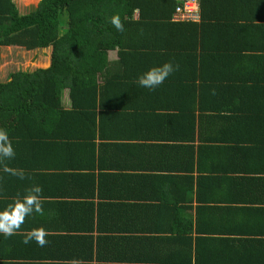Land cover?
Segmentation results:
<instances>
[{"label": "trees", "instance_id": "1", "mask_svg": "<svg viewBox=\"0 0 264 264\" xmlns=\"http://www.w3.org/2000/svg\"><path fill=\"white\" fill-rule=\"evenodd\" d=\"M175 5V0H39L30 11L20 14L12 0H0V47L50 48L49 64L45 68L14 70L0 81V128L8 131L14 149L29 146L40 154L47 153L45 169L50 170L58 194L71 196L68 191L77 189L86 199L84 207L89 209L95 187L101 192L107 184L114 193L109 196L116 202L120 199L110 206L123 208V212L130 207L126 199L136 198V194L135 191L126 194L122 185L130 186L136 181L128 179L127 183L118 173L123 169L116 162L123 153L122 143L140 139L139 145L146 152L161 156L145 160L144 164L135 160L129 162L130 166L128 161L125 163V168L135 171L134 175L151 173L144 178L171 171H204L207 165H200L205 158L203 153L216 143L224 144L216 148L224 155L234 156L235 165L229 162L225 170L236 174L238 191L233 195L230 191L221 193V199L226 198L230 203L227 205L236 203L229 209V215L239 216V220L234 226L212 223L210 218H218V207L210 205L209 201L214 202L215 198L201 197L199 173L195 175L198 178L196 214L207 209L208 225L214 224L223 234H236L222 239L229 258L224 264H264V0H198L197 21L172 20ZM117 14L124 24L123 32L110 23ZM256 47L262 51L254 53ZM110 50H116L117 59L113 62L107 58ZM167 61L178 63L179 70L156 88L158 92L151 90L138 98L139 102L133 100L134 106L130 108L136 115L141 113L143 121L136 123L132 131L142 124V132L116 131L120 118L127 117L123 113L125 107L119 104L127 88L131 85L139 91H149L140 87L137 79L130 82L139 76L135 71L145 72ZM64 91L67 107L61 101ZM185 151L190 153L189 158L195 155L189 163L184 159ZM18 166L21 165L15 162L14 167ZM35 166L42 165L37 162ZM33 175L36 178L40 173ZM105 177L114 183L103 180ZM145 183L149 184V179ZM147 187L143 186L140 196L149 201L156 199L158 205L146 203L144 209L158 210L154 224L169 220L182 227L171 240L179 246L186 242L188 250L192 244V258L189 254L185 259L171 247L165 252L162 237L136 243L144 238L132 234L137 227L130 226L125 237L121 234L123 228L113 219L98 224V230L108 234L97 237L93 264H213L217 261L203 257L202 243L207 238L201 232L206 229L195 222L194 235L186 236L191 228L189 218L185 226L182 222L185 216L178 207L171 211L173 202L153 195L155 191L146 192ZM131 189L134 190L133 186ZM23 194L3 190L0 205L6 207ZM97 196H101L99 191ZM106 205L97 203L100 216L112 211ZM85 221L79 223L80 231L89 229ZM156 226L150 227V231L157 230ZM23 228L22 225L14 236L22 237ZM47 239L49 243L44 247L35 241L25 245L24 256L35 258L40 250H45L52 256L59 254L52 259L70 260L51 264H92L90 236L49 234ZM151 240L157 248L151 245ZM15 245L9 246L15 250ZM52 246L55 251L49 248ZM169 251L174 253L173 258L168 257ZM0 264L7 263L0 260Z\"/></svg>", "mask_w": 264, "mask_h": 264}, {"label": "crops", "instance_id": "2", "mask_svg": "<svg viewBox=\"0 0 264 264\" xmlns=\"http://www.w3.org/2000/svg\"><path fill=\"white\" fill-rule=\"evenodd\" d=\"M262 49H256L253 51L254 53H259L261 52ZM50 52V50H49ZM264 52V51H262ZM107 58L110 61H114L117 59L116 55V50H110L107 52ZM49 64V62H48ZM48 66V65H47ZM138 72V73H137ZM144 71H135V75H140ZM135 78V79H133ZM131 78V81H135L138 77H133ZM149 91L143 92L137 90L133 86H129L126 90L125 93V98H120L119 104L124 106L123 108V113L127 114V117L123 118V116L119 120V126H115L116 131L122 132L124 129V133H141L142 130L144 129L142 124H137L135 127L136 131H132L134 128V125L141 120L140 114L136 113L134 114L133 109H130L134 106L133 100H136V102H139L138 98L144 97V95H147ZM156 92L157 89H155ZM154 91V92H155ZM132 99V100H131ZM61 101L64 107H67L68 105V100L66 97V92L64 91L61 95ZM141 103V102H140ZM135 115L136 117H134ZM125 119V120H124ZM124 121V122H123ZM133 121L135 123H133ZM123 122V123H122ZM143 122V121H142ZM132 131V132H131ZM158 142V141H157ZM117 143V142H115ZM142 141L139 140H132V141H127V143H122L123 146L121 149H123V153L116 158L117 165L121 166L123 169H119L118 173L122 174L125 181L128 183V179L135 180L136 182L133 183V185H128V184H123L122 186L124 189H126L124 192L127 194L129 192L135 191L136 198H129L126 199V203L130 205L129 211L123 212V208L117 210V206H110L112 202H116V199H113L112 196L110 197L109 195L114 194L112 193V188L111 186L104 184V188H102L100 192V188L97 186L95 187V196L92 199L93 203L90 204L91 208L87 209L84 207V201L86 199L80 195L79 190L73 189L72 191H68V193L71 194V196L68 195H63L61 193H57V188L55 187L54 182L51 180V176L48 173L50 170L45 169L48 165L47 162V153L46 152H36V150H31L29 149V146H24L16 148L15 147V157L12 160H8V164L11 167L15 166V162L20 164L21 166H18V168H22L26 171V175L28 178L24 180H20L15 176H11L5 172L0 174V195L3 190L6 191H22L25 192V189L30 187L32 184H39L43 188L42 192V198L44 200V215L41 216L39 214L34 213L33 215L29 216L26 218L25 223L23 224V229H22V235L28 230H31L32 228L36 227H43L48 230L49 234H60V235H85V236H90L91 237V242H92V264L95 263L94 256L96 252V247H97V237L102 236L105 234H108L105 231H99L98 230V224H103L105 220H113L116 219V223L119 225L120 228H123L121 230V234L123 236H127V233L129 234L130 226L135 225L137 227V230L132 233L135 237L143 236L144 238L138 239L136 243H143L146 240V238H153V237H162V244L161 246L164 247L165 252L167 248H172L174 251H176L178 254L182 255L185 259L188 258V255L190 254L191 258L193 256V246L192 244L190 245V249L188 250L187 244L185 242L184 246H179L177 245L173 240V234L177 231H181L182 227H179V224L175 223L171 224V221L166 220V222H159L158 224L155 221L158 218V210H155L154 212H149L148 210L144 209V206L146 203H154L158 205V201L152 200L149 201L147 199H143L142 196V190L143 186L148 185L146 192L149 191H155V193H152L153 195L161 196L164 198V200H171L173 203L170 204L171 206V211L172 209H175L178 207L179 212L184 215L185 220L182 221L183 224L184 222L188 221V218L190 220V231L188 230L187 232L190 233H185L186 236H193V225L195 222H199L202 226V228L206 229L203 232H201L202 237H206L207 240L206 242L203 241L202 243V248H203V257L204 258H215L217 261L213 262V264H224L225 261H228V254L224 250V241L222 240L225 236H234L233 235H227L223 234L222 232L217 231L218 229L213 227L214 224L218 225L219 222L221 223H232L234 226L235 223H237V220H239V216L237 217H231L229 215L230 211L229 209L234 208L236 206V203H231L232 205H227L230 204L228 203V200H222L221 199V193L225 194L227 191L234 192L238 191L237 183L235 182V178L237 177L234 172H226V168H228V163L231 162V165L234 166L236 161L233 162L234 156L232 155H224L221 149L216 148L217 146H222L224 144L213 145L212 148L209 147L210 151L203 153V156L205 158L200 161V165L206 164V169L204 171L198 172L200 175L201 179V197L203 198H210L213 197L215 198V201L210 200V205L211 206H216V215L218 218H210L208 217L209 214L207 213V209H202L199 212V215L196 214V210L198 205L197 200H196V189H197V182L198 178L195 177L196 174H198L196 171L192 173H187L184 171H171L170 173H154L151 175L152 177L150 178H144L147 175H150L151 173H138L136 172V178H135V171H131L127 168H125V163L127 162L128 165L130 166L129 162H133L134 160L136 161L137 164H144L145 160H152V159H157L161 156L159 154L154 153L153 151L146 152V149L139 145L141 144ZM156 144V142H153ZM219 144V143H218ZM228 146V145H227ZM42 155L43 157H39ZM190 156V153L185 151L184 154V159L186 158L189 163V159L193 156ZM182 157V154L180 155ZM120 158V159H119ZM37 162H40L42 166L36 167ZM46 165V166H44ZM229 165V166H231ZM67 168V167H66ZM233 168V167H232ZM221 171V172H219ZM45 172V174H42ZM142 172V171H140ZM162 172V171H160ZM34 173H37L40 175H37L36 178H34ZM127 175H133V178H127ZM103 180H109L111 182L108 183H114L111 178L105 177L102 178ZM146 179H149V184L145 183ZM117 181H121L117 180ZM106 185V187H105ZM134 188L132 190L131 188ZM65 191V193H66ZM99 191L100 197L97 196V192ZM56 192V193H55ZM105 195V197H103ZM107 195V196H106ZM141 195V196H140ZM137 196H140L138 198ZM239 197V196H238ZM1 198V197H0ZM120 202V199H118ZM101 201L106 205V207L111 208L112 211H109L110 214L106 216H100V212L97 211V203ZM116 202V203H117ZM208 202V203H209ZM169 205V204H168ZM2 206V205H0ZM5 206L3 205L0 210H2ZM202 208V207H201ZM200 208V209H201ZM87 209V210H86ZM104 210V209H102ZM167 214L169 215L170 209H167ZM202 212V214H201ZM85 217V218H84ZM210 218L212 220V223L210 224L206 223V219ZM84 219V223H86L85 220H87V224L89 226V229L87 231H80L78 229L79 223L82 222ZM150 219L153 221L151 224H149ZM156 219V220H155ZM216 221V222H215ZM175 222V221H174ZM251 223H255L251 220H249ZM189 223V222H188ZM188 223H185L184 225L186 226ZM153 224V225H152ZM157 225V226H156ZM262 225V224H261ZM148 226L147 231H144V228ZM156 226L157 230H152L150 231V227ZM188 226V225H187ZM126 229V230H125ZM128 229V230H127ZM139 229V230H138ZM209 229V230H208ZM142 230V231H140ZM239 234V233H238ZM0 260H4L5 263L7 264H29L32 261L35 263H52V262H67L70 261L68 260H56L53 258V256H58L59 254L56 252L52 256V253H48L45 250H40V255L36 256L35 258H28L24 256L26 254L25 252V244L22 243L23 236H14L12 237H3L0 236ZM221 237V238H219ZM12 238V239H11ZM5 240V241H3ZM12 241V243H10ZM19 241V242H18ZM76 241L80 242V239H76ZM12 244L15 245V250H13ZM142 244V246H143ZM229 244V243H228ZM151 245L153 247V241L151 240ZM178 247V250H177ZM12 248V251H11ZM52 251L56 250L54 246L49 247ZM157 248V247H155ZM76 250V249H74ZM158 252H161V249L158 248ZM226 253V254H225ZM3 255V256H2ZM157 257H159L157 254H155ZM219 257L217 258V256ZM1 256L3 257L1 259ZM214 256V257H213ZM168 257L173 258L174 253L173 252H168ZM220 259V260H219ZM75 262H78V260H75Z\"/></svg>", "mask_w": 264, "mask_h": 264}, {"label": "clouds", "instance_id": "3", "mask_svg": "<svg viewBox=\"0 0 264 264\" xmlns=\"http://www.w3.org/2000/svg\"><path fill=\"white\" fill-rule=\"evenodd\" d=\"M110 23L118 32L124 31V24L118 14L111 17ZM179 67L180 65L173 61L154 65L141 73L136 83L140 87L155 90L169 76L178 71ZM15 155V149L9 138L8 131L5 128H0V170L20 180H24L28 178L24 169L11 167L6 163L8 160L14 159ZM42 192V186L34 183L25 189V194L22 196L18 195L11 203H8L6 207L0 210V234H3L5 237L14 236L20 232L21 226L25 223L27 217L34 213L43 216L44 200ZM48 235V230L43 227L32 228L23 233L24 238L22 243L28 245L35 241L38 246L44 247L49 243L47 239Z\"/></svg>", "mask_w": 264, "mask_h": 264}, {"label": "rangeland", "instance_id": "4", "mask_svg": "<svg viewBox=\"0 0 264 264\" xmlns=\"http://www.w3.org/2000/svg\"><path fill=\"white\" fill-rule=\"evenodd\" d=\"M20 14L30 11L39 0H12ZM64 16V15H63ZM65 17V16H64ZM49 47L24 50L18 46L0 47V81L14 70L45 68L49 62Z\"/></svg>", "mask_w": 264, "mask_h": 264}, {"label": "built area", "instance_id": "5", "mask_svg": "<svg viewBox=\"0 0 264 264\" xmlns=\"http://www.w3.org/2000/svg\"><path fill=\"white\" fill-rule=\"evenodd\" d=\"M172 20L197 21L199 18L198 0H175Z\"/></svg>", "mask_w": 264, "mask_h": 264}]
</instances>
